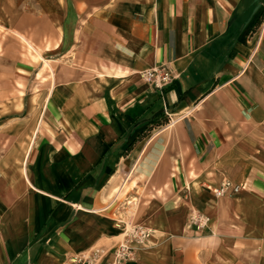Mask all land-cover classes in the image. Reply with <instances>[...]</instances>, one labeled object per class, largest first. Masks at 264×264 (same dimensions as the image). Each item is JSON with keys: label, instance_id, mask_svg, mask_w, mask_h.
Listing matches in <instances>:
<instances>
[{"label": "crops", "instance_id": "0c3cea01", "mask_svg": "<svg viewBox=\"0 0 264 264\" xmlns=\"http://www.w3.org/2000/svg\"><path fill=\"white\" fill-rule=\"evenodd\" d=\"M0 103V264H264V0H0Z\"/></svg>", "mask_w": 264, "mask_h": 264}, {"label": "built area", "instance_id": "2783aa9c", "mask_svg": "<svg viewBox=\"0 0 264 264\" xmlns=\"http://www.w3.org/2000/svg\"><path fill=\"white\" fill-rule=\"evenodd\" d=\"M144 79L155 88H164L173 81L172 73L167 68L147 71ZM245 186L236 185L229 180L223 181L219 187L211 189L217 198L240 193ZM210 223L209 217L200 211H193L190 215L188 228L204 231ZM123 239L105 260L106 249L94 247L86 254L71 258L72 264H132L138 260V252L146 248L154 236V232L147 227L135 223H119Z\"/></svg>", "mask_w": 264, "mask_h": 264}, {"label": "bare ground", "instance_id": "6f19581e", "mask_svg": "<svg viewBox=\"0 0 264 264\" xmlns=\"http://www.w3.org/2000/svg\"><path fill=\"white\" fill-rule=\"evenodd\" d=\"M2 26V25H1ZM7 31V30H6ZM15 32V31H14ZM18 34V33H17ZM21 35V34H20ZM21 38H22V41L26 44V48H27V50H28V52L30 53V55L34 58V59H36V60H38V61H44V65H45V70H50V71H52V65H51V62H49V61H47V60H45V58L43 57V55H42V53H41V51L38 49V48H36L29 40H27L25 37H23V36H21ZM47 101V100H46ZM209 217V216H208ZM209 219H210V223H209V225H208V227L205 229V231L210 227V225H211V218L209 217ZM188 224H186V227H187V229H189L188 228ZM189 230H191V229H189ZM72 262V261H71Z\"/></svg>", "mask_w": 264, "mask_h": 264}, {"label": "rangeland", "instance_id": "374dc122", "mask_svg": "<svg viewBox=\"0 0 264 264\" xmlns=\"http://www.w3.org/2000/svg\"><path fill=\"white\" fill-rule=\"evenodd\" d=\"M29 53V52H28ZM41 53H42V51H41ZM29 55H30V53H29ZM30 57H31V55H30ZM32 58V57H31ZM32 60H33V62H35V60L32 58ZM38 62V60H36V62L35 63H37ZM45 70V69H44ZM51 72H54V70H53V68H52V71ZM18 85H19V87L20 88H23V84L21 83V82H19L18 83ZM20 98L18 99L19 100V104L21 103V101H22V97H23V95H24V91L21 89L20 91ZM7 107H8V105H5L4 103H0V113L1 112H4V111H7L6 109H7ZM211 218V217H210ZM187 224V223H186ZM211 225H212V223H211ZM211 225H210V227L205 231L206 233L207 232H210L211 231ZM147 228L148 229H150V230H152L155 234H161L162 233V231H160L159 229H158V226H147ZM183 230H185V232L184 233H191V230H188L187 229V227L185 226L184 227V229ZM180 232H181V230H180ZM153 246V245H152ZM114 249H115V247H114ZM114 249L112 250V251H114ZM151 249V247L150 248H146L145 249V251H149ZM112 251L110 250V253H112Z\"/></svg>", "mask_w": 264, "mask_h": 264}]
</instances>
